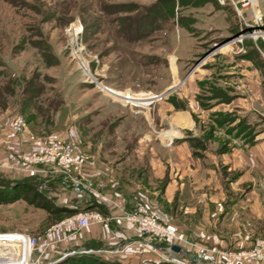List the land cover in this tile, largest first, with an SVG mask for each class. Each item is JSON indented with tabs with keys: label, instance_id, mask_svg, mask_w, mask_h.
<instances>
[{
	"label": "crops",
	"instance_id": "0c3cea01",
	"mask_svg": "<svg viewBox=\"0 0 264 264\" xmlns=\"http://www.w3.org/2000/svg\"><path fill=\"white\" fill-rule=\"evenodd\" d=\"M169 1L175 6L168 18L176 22L171 34L177 39L168 81L157 93L129 92L136 97L133 106L141 101L147 106L116 111L113 161L106 141L99 143L96 160L82 156L85 173L101 182L106 199L98 203L91 195L70 192L84 203L72 208L97 207L112 219L69 236L70 249L88 241L132 264L193 263L188 245L169 251L127 225L109 202L118 196L126 210L147 202L200 244L238 250L264 237V44L246 38L196 60L207 38L220 42L248 28L229 2ZM253 6L264 19V0ZM250 16L246 10L245 21ZM21 141L25 150L37 146Z\"/></svg>",
	"mask_w": 264,
	"mask_h": 264
},
{
	"label": "rangeland",
	"instance_id": "374dc122",
	"mask_svg": "<svg viewBox=\"0 0 264 264\" xmlns=\"http://www.w3.org/2000/svg\"><path fill=\"white\" fill-rule=\"evenodd\" d=\"M174 12L162 0H0V234L25 233L42 244L48 227L76 211L73 205L84 207L69 196L60 171L11 168L5 159L28 151L22 139L56 137L95 160L106 141L113 161L116 111L147 106L141 100L127 104L117 93L145 96L164 88L177 39L176 22L168 18ZM207 39L196 60L209 58L230 38ZM16 115L27 123L22 134L12 126ZM2 237L0 251L14 250ZM66 242L50 245L36 264H132L100 252L102 243L70 249ZM29 250L26 244L20 262L0 258V264H30ZM38 254L36 249L31 258Z\"/></svg>",
	"mask_w": 264,
	"mask_h": 264
},
{
	"label": "built area",
	"instance_id": "2783aa9c",
	"mask_svg": "<svg viewBox=\"0 0 264 264\" xmlns=\"http://www.w3.org/2000/svg\"><path fill=\"white\" fill-rule=\"evenodd\" d=\"M220 4L229 2L233 5L237 15L248 28L247 31H240L236 36L230 38L226 43L221 44L208 57L217 51L230 46L243 43L244 39H260L264 44V19L261 12L254 9V0H217ZM251 11L250 21H245L244 13ZM107 89V88H106ZM108 91V90H107ZM120 96L127 104L134 103L135 96L129 92ZM161 99L160 94H154ZM12 126L15 132L22 134L27 129V123L20 115L14 116ZM36 142V141H34ZM5 165L26 171L35 172L40 166H46L63 174L62 184L69 191L77 196L91 195L97 202L105 200V196L99 190L101 182L88 176L83 168L82 156L76 151L74 144L68 140L51 137L39 140L37 146L28 151L10 155L5 159ZM113 208L121 212L120 218L132 226L134 230L144 238L154 239L163 242L167 250L173 251V245L186 244L192 251V262L194 264H264V237L254 239L249 247L238 250H224L215 245H204L190 240L186 234L180 231L172 223L164 220L163 214L153 209L147 202H138L132 209L124 208V199L120 196L109 199ZM112 219L103 214L97 207L76 210L64 219L48 227L44 232L43 243L29 234L19 233L29 250L28 262L36 264L40 254L47 250L50 245L63 243L68 237L78 230L87 228L94 223L103 224ZM39 249L36 259H32L33 251ZM121 250H115L119 252ZM74 253V251H72Z\"/></svg>",
	"mask_w": 264,
	"mask_h": 264
},
{
	"label": "water",
	"instance_id": "95a60500",
	"mask_svg": "<svg viewBox=\"0 0 264 264\" xmlns=\"http://www.w3.org/2000/svg\"><path fill=\"white\" fill-rule=\"evenodd\" d=\"M7 235L8 236L6 237L5 234H0V236H4V237H2L3 239H8V241L12 240L13 243L7 241L6 245L7 246H11L12 245V246L15 247V249L14 250H11L10 248L3 249L2 251H0V253H1V257L0 258L6 259V260H12L14 262H20L22 260V258H23V252H24L23 239H22V237L20 235H17V234H7ZM172 249L173 250H178L179 246L178 245H173ZM72 254H74V253H72ZM5 256H6V258H4Z\"/></svg>",
	"mask_w": 264,
	"mask_h": 264
},
{
	"label": "bare ground",
	"instance_id": "6f19581e",
	"mask_svg": "<svg viewBox=\"0 0 264 264\" xmlns=\"http://www.w3.org/2000/svg\"><path fill=\"white\" fill-rule=\"evenodd\" d=\"M76 31H77V29L75 28V29H73L72 34H71V33H70V34L74 37V34L76 33ZM83 67H84V69H85V72H86V73H89V71H88V69H87V65H86L85 63H83ZM84 69H83V70H84ZM90 74H91V73H90ZM101 87L104 88V86H103L102 84H101ZM104 90H107V89L104 88ZM108 90H110V89H108ZM112 95H113V94H112ZM117 95H118V96H121V94H119V93H117Z\"/></svg>",
	"mask_w": 264,
	"mask_h": 264
},
{
	"label": "trees",
	"instance_id": "16d2710c",
	"mask_svg": "<svg viewBox=\"0 0 264 264\" xmlns=\"http://www.w3.org/2000/svg\"><path fill=\"white\" fill-rule=\"evenodd\" d=\"M162 2H168L169 4H171L169 0H162ZM171 14H172V13H170L169 16H170ZM5 201H8V200H5ZM75 257H76V256H75ZM86 257H89V256L86 255ZM69 258H73V257H70V256H69ZM95 261H97V259H96ZM157 264H165V263H157Z\"/></svg>",
	"mask_w": 264,
	"mask_h": 264
}]
</instances>
